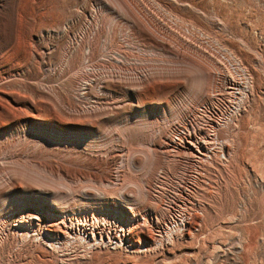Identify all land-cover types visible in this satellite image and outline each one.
I'll return each mask as SVG.
<instances>
[{
	"label": "rangeland",
	"instance_id": "1",
	"mask_svg": "<svg viewBox=\"0 0 264 264\" xmlns=\"http://www.w3.org/2000/svg\"><path fill=\"white\" fill-rule=\"evenodd\" d=\"M0 264H264V0H0Z\"/></svg>",
	"mask_w": 264,
	"mask_h": 264
},
{
	"label": "bare ground",
	"instance_id": "2",
	"mask_svg": "<svg viewBox=\"0 0 264 264\" xmlns=\"http://www.w3.org/2000/svg\"><path fill=\"white\" fill-rule=\"evenodd\" d=\"M140 7V6H139ZM145 8V7H144ZM143 9V8H142ZM140 17V16H139ZM139 17H137V19L139 20ZM135 18H136V15H135ZM151 18V17H150ZM143 19V18H142ZM137 20V21H138ZM151 20V23H152V19H150ZM165 20V19H164ZM146 21H147V19H146ZM154 21H156V20H154ZM142 22V21H141ZM148 22V21H147ZM147 22H144V23H147ZM158 22H159V20H158ZM143 23V24H144ZM151 23H149V24H151ZM139 24H141V23H139ZM153 24V23H152ZM162 24V23H161ZM147 25V24H146ZM156 25V24H155ZM164 25V24H163ZM163 25H162V27H163ZM166 25V24H165ZM144 26H145V24H144ZM146 27V26H145ZM152 27V26H151ZM161 27V26H160ZM162 27H161V29H162ZM166 27V26H165ZM164 27V29H168V28H165ZM148 28V27H147ZM154 28H155V26H154ZM153 28V29H154ZM150 29V28H149ZM148 29V30H149ZM157 29V28H156ZM158 29H159V27H158ZM151 31V30H150ZM156 31H158V30H156ZM162 31V30H161ZM171 31V30H170ZM149 32V31H148ZM154 32V31H153ZM152 31H151V33H153ZM165 32V31H164ZM156 34V33H155ZM155 34H153V36H155ZM164 34H169V33H164ZM172 34V33H171ZM158 36V35H157ZM164 36H166V35H164ZM174 36V35H173ZM173 36H171V37H173ZM156 37V36H155ZM154 37V38H155ZM159 37V36H158ZM158 37H156L157 39H159ZM167 37V36H166ZM171 37H167V38H171ZM161 38V37H160ZM173 38H175V37H173ZM151 40V39H150ZM160 40V39H159ZM158 40V41H159ZM163 40V39H162ZM166 40V39H165ZM171 40H173V39H171ZM153 41V40H152ZM161 41V40H160ZM176 41V40H175ZM180 41V40H179ZM179 41H176V42H178V44H179ZM164 42H166V41H163L162 43H164ZM168 42H170V41H168ZM175 42V43H176ZM181 42V41H180ZM154 43V42H153ZM171 44V43H170ZM173 45V44H172ZM176 45V44H175ZM180 45V44H179ZM184 45V44H183ZM170 46V45H169ZM181 46V45H180ZM166 47V46H165ZM175 47V46H174ZM186 47V46H185ZM169 49H171V48H169ZM176 49V48H175ZM174 49V51H176ZM181 49V48H180ZM182 49L183 50H185V48H183V46H182ZM172 50V49H171ZM180 51V50H179ZM179 51H177L176 52V55L177 56H180V57H183V60L185 59L184 58V55H187L188 56V54H182V53H179ZM182 51V50H181ZM180 51V52H181ZM184 52V51H183ZM175 54V53H174ZM189 59H191L190 57H188ZM186 59H187V57H186ZM188 59V60H189ZM167 71V70H166ZM160 72V71H159ZM165 73V72H164ZM163 73V74H164ZM171 73V72H170ZM176 72H174V74H175ZM162 73H159V75L158 76H160ZM156 75V74H155ZM167 75V74H166ZM177 75V74H176ZM171 76H173V75H171ZM161 77V76H160ZM166 77H169V76H166ZM170 78V77H169ZM3 91H5V90H3ZM7 91V90H6ZM8 92H10V91H8ZM4 97V96H3ZM4 99V98H3ZM6 99V98H5ZM7 100V99H6ZM5 101V100H4ZM8 103H9V101H7ZM16 102V101H15ZM27 113V112H26ZM28 114V113H27ZM32 114L30 113V116H31ZM56 226H57V229L62 233V236L64 237V239L67 241H76V240H79L82 244L84 243V244H86L89 248H95L96 246H99V247H101L103 244L101 243V242H97V240H96V238H95V232H94V230L92 231V230H90V225H89V223L87 222V220L86 219H81V220H72L71 218H68V219H65V218H63V219H61L60 221H58V223H56ZM125 234H128V233H124L122 236L124 237V239H127L128 237H126L127 235H125ZM58 236V235H57ZM59 237H60V235H59ZM58 240V239H57ZM59 241H60V239H59ZM64 243V242H63ZM67 243V242H66ZM110 248V247H109Z\"/></svg>",
	"mask_w": 264,
	"mask_h": 264
},
{
	"label": "built area",
	"instance_id": "3",
	"mask_svg": "<svg viewBox=\"0 0 264 264\" xmlns=\"http://www.w3.org/2000/svg\"><path fill=\"white\" fill-rule=\"evenodd\" d=\"M82 219H86L90 225V230H94L95 238L97 242H101L103 245L107 247L116 246L118 243L124 241V237L122 236L125 232L123 230H116L111 228L109 224L105 222H96L92 216H85Z\"/></svg>",
	"mask_w": 264,
	"mask_h": 264
}]
</instances>
